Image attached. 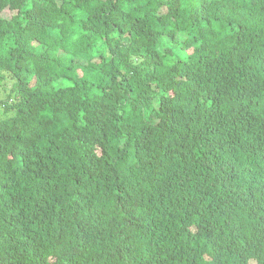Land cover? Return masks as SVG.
I'll return each instance as SVG.
<instances>
[{
    "label": "trees",
    "instance_id": "1",
    "mask_svg": "<svg viewBox=\"0 0 264 264\" xmlns=\"http://www.w3.org/2000/svg\"><path fill=\"white\" fill-rule=\"evenodd\" d=\"M0 264H264V0H0Z\"/></svg>",
    "mask_w": 264,
    "mask_h": 264
}]
</instances>
